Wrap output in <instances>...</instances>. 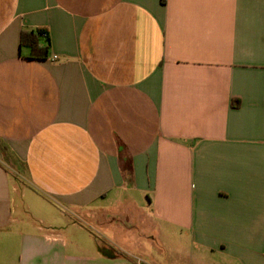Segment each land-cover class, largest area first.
Wrapping results in <instances>:
<instances>
[{"label": "crops", "instance_id": "1", "mask_svg": "<svg viewBox=\"0 0 264 264\" xmlns=\"http://www.w3.org/2000/svg\"><path fill=\"white\" fill-rule=\"evenodd\" d=\"M0 264H264V0H0Z\"/></svg>", "mask_w": 264, "mask_h": 264}, {"label": "rangeland", "instance_id": "2", "mask_svg": "<svg viewBox=\"0 0 264 264\" xmlns=\"http://www.w3.org/2000/svg\"><path fill=\"white\" fill-rule=\"evenodd\" d=\"M136 200L141 203L142 201H148V199L145 198H136ZM126 226L130 228V230H125L123 226L119 229L116 226H110V227H96L93 226L94 234L96 238L98 239L99 245L104 247L106 244L111 245L114 248L122 249L126 253H135L138 256H141L143 252H146V250H150L149 244L145 239V236L147 233L142 230L140 233L136 232L132 227V224L126 223ZM141 234V235H140ZM151 237L154 239L153 241L156 244H161L162 241L160 236H158L157 232H153ZM149 235H147L148 237ZM135 250H138L137 252H134ZM159 255V254H158ZM143 257V256H142Z\"/></svg>", "mask_w": 264, "mask_h": 264}, {"label": "trees", "instance_id": "3", "mask_svg": "<svg viewBox=\"0 0 264 264\" xmlns=\"http://www.w3.org/2000/svg\"><path fill=\"white\" fill-rule=\"evenodd\" d=\"M163 4L166 0H162ZM43 40L49 41V34L44 30L38 31H22L21 34V46L30 48L31 56L37 59H47L50 55L49 46H43L41 42Z\"/></svg>", "mask_w": 264, "mask_h": 264}, {"label": "built area", "instance_id": "4", "mask_svg": "<svg viewBox=\"0 0 264 264\" xmlns=\"http://www.w3.org/2000/svg\"><path fill=\"white\" fill-rule=\"evenodd\" d=\"M54 59L56 60V59H57V57L55 56V57H54Z\"/></svg>", "mask_w": 264, "mask_h": 264}]
</instances>
